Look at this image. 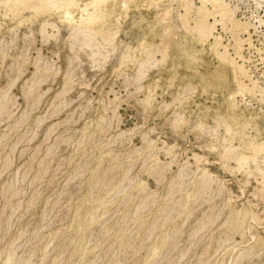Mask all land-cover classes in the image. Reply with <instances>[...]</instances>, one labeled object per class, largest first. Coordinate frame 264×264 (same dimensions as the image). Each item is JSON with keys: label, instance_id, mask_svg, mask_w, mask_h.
I'll return each instance as SVG.
<instances>
[{"label": "rangeland", "instance_id": "1", "mask_svg": "<svg viewBox=\"0 0 264 264\" xmlns=\"http://www.w3.org/2000/svg\"><path fill=\"white\" fill-rule=\"evenodd\" d=\"M195 2L199 5L197 0ZM227 2L232 7L238 6V11H236L238 20L251 22L255 25V28L252 27L250 29L251 43L253 45L249 47V44L243 43L242 55L244 56V63L241 60L239 61L237 56H233L235 54L233 49L235 42L232 34L221 28L223 27L221 22H218L217 26H215L214 33L215 36H221L220 40L224 46L231 48H227L229 54H232L230 57L235 58L241 64L243 63L248 74L250 72V74L253 73L251 76L249 75L250 80L249 78H243V81L248 86L250 85V89L253 87L251 81H254L255 88L247 92L243 98L239 97L238 100L241 101L240 104L243 107H248L253 113L251 126L254 128L250 129V132H252L250 134L253 136L260 135L258 138L264 137V60H261L264 57V25L258 20V17L261 16L264 23V9L259 8L255 0H227ZM12 7L0 2V43L9 45L7 48L4 44L0 45V92L1 89L3 90L2 92H8L11 100L9 107L12 109L8 113L10 116L8 114L0 116V167L4 169L0 168V174L3 173L1 174L2 176L0 175V191L2 189L0 195L4 198L8 197V187H14V185L18 190L20 188L23 189V191L22 189H20L21 191L19 190V195L23 193L20 197L18 195L15 196L16 198H11L12 200L11 202L9 200L8 204H6L7 198L6 202H4V198L0 196V228H2L0 229V264H5L4 262H6L8 256H13V254V257H15L14 261L20 259L18 264H24L28 261L29 264H113L110 262L111 258H113V250H111L113 247L110 244L116 241L119 234L117 230L123 226L126 219L135 214L137 205L151 194L150 201L152 199L155 204L141 213V218L150 221L154 215L153 213L170 204V202L181 201L183 196H192V191H194L193 195H195L200 183L205 180H201V178H204V172L210 174L216 180L211 185L212 189L209 188L206 189L207 191H202L199 195L200 199L191 197L192 200L190 199L191 201L189 202L191 204L188 205L189 209L187 206L184 207L182 209L184 211L181 210V216L179 214L170 222L164 223L165 225L162 224L163 230L162 225L157 230V232L162 230L160 234L163 232L162 234L168 235L175 225L177 226V231L180 228V231L178 233L176 231L174 237L171 235L169 238L170 245H174L173 247L176 250L168 251L165 249L162 250L164 253L160 251L157 256L158 263L156 257H152L153 262L150 259L149 264H198L200 260L209 261V264H221L223 261L225 264H264V191L261 190L262 188L253 177L248 176L249 169L244 166L246 170L244 168L242 170L240 168L241 164L235 161V155L238 154L239 150H236L235 155L231 154L226 158L224 157L223 148L228 147L231 140L226 134L221 121L219 120L218 123V120L214 119V115L219 112L218 108L219 104L222 103V94L227 95L225 91L227 85L219 80H214L212 87L205 88L202 76L211 74L218 68L217 60L211 56L207 48L202 49L200 45H196L197 43L193 40V36L188 33L178 17L184 12L178 8L176 2L165 0L160 8L150 6L147 9L132 10L127 16L122 17L120 24H116L111 30V32L117 30L115 50L112 47L107 48L102 56L96 58L97 60L89 59V54L87 53L89 51H81L75 48L74 53L63 41H56L55 39L60 38V36H57V33L51 28H47V32L51 34L54 31L53 34L57 37L55 39L51 38L50 41L44 39L38 30L42 20L40 18H37L32 24V26L37 27L19 26L21 17L16 14L18 13V7ZM166 8L169 9L168 15L170 14V16L162 15ZM142 13L145 21L141 20ZM160 17H162L161 20ZM163 21L168 24H164ZM149 22L155 23V32L152 34L148 33ZM190 25L192 26V23ZM219 32L221 33L218 34ZM19 34L20 36L18 37L17 35ZM24 34L31 35L32 38ZM13 36L14 38L16 37V41H13ZM241 37L247 39L248 35H242ZM22 38H25V40ZM18 39L21 41H17ZM45 40L49 43L45 42ZM143 40L152 41L157 52L154 53L155 62L147 71L148 74L140 78L137 73L138 66L132 63L120 66L119 56L127 52L128 48H137L139 42ZM167 40L170 43H166ZM25 41H28V44ZM24 46L27 47L26 55H24ZM56 46L59 47L56 48ZM1 48L3 49L1 50ZM165 48H167L166 54L168 56L163 60L162 51ZM37 52L41 59L37 58L39 57ZM79 53H82V57ZM52 54L55 55L53 56ZM21 55H23L21 58L26 61V65L21 64L23 63L22 59H20ZM138 55L140 56L139 53ZM108 56L109 58L107 59ZM110 57L115 58H112L113 60L110 62ZM42 61L43 63H41ZM69 61L71 64H75L71 66ZM245 61H248L249 64ZM101 62L108 65H105V67ZM45 63L47 64L45 65ZM38 64L39 66L37 67H40V72L35 77L36 81L33 83V90L30 93L32 95L30 96V94L25 92H27V86H30L31 81H33L35 65ZM47 66L49 71H44ZM249 67L251 71L248 70ZM67 69H70V71ZM53 72L58 73L54 74ZM132 76L135 77L133 78ZM136 77L140 79L138 80ZM157 77H160V79ZM68 78L71 80H68ZM257 80L258 82H255ZM27 81L31 83L28 84L26 83ZM188 83H191L192 89L189 88ZM138 87L143 90H139ZM154 87H157V89H154ZM227 87L234 89L236 86L231 83ZM221 90L223 91L222 94L217 93V96H213V91ZM177 115V119L180 120L174 122L177 120ZM39 120L41 121L40 123H38ZM255 122L258 123L257 126L254 124ZM198 125L206 126L203 128L206 131L198 127ZM213 128L214 131L216 129V132H213ZM231 143L234 148L239 145L236 139L232 140ZM221 154L223 158L220 157ZM194 155L200 157L198 165ZM156 165L159 166L158 169H156ZM237 166L238 168L235 169ZM40 167L44 171L35 179L34 176L37 175ZM37 168L39 169L37 170ZM197 168L200 169L197 171ZM180 169H182L184 177L182 180L177 178L181 172ZM26 170H30V173H28L29 171L26 172ZM153 170L154 172L156 171L154 174L152 173ZM104 171L107 174L104 175L98 186H96L97 184L93 185L96 175L102 174ZM22 174L25 177L28 176V178H22ZM124 176H126V179L124 183L120 184L122 191L118 197L116 196L118 202L108 203L101 209L100 200L109 194V196H112L115 193L114 189L117 187L118 182L120 183ZM109 177H115L116 180L112 183L113 185H110L111 187L108 186ZM11 179H14L13 183L18 181V184L15 183L13 185ZM24 179L26 182H22L25 181ZM180 181L183 184L181 188L177 187ZM105 182L106 184H104ZM172 182L173 186H171ZM245 182L247 183L245 184ZM103 184L107 187L104 188ZM174 184H176L177 188L174 187ZM122 185L124 186L121 187ZM140 186L144 188H140ZM5 188H8L7 191ZM138 189H140V192H138ZM91 190H93V196L89 197ZM214 190L215 192H213ZM112 191L114 192L111 194ZM219 191L221 192L220 195ZM97 192L98 194H96ZM8 195H11V193ZM127 195H130V201H125V196ZM98 197L100 199H97ZM85 200L86 202H84ZM195 200L198 202H195ZM31 201L33 202L32 204ZM193 201L195 203H192ZM15 202H17L16 206H13ZM7 205L12 206L7 207ZM18 205L21 207H18ZM81 207L82 209H80ZM9 208L10 210H8ZM187 210L189 213H186L187 215L183 214L188 212ZM95 211H99L100 214H96ZM257 211L259 213H256ZM151 212H153V215ZM94 213L95 216H99L98 218L104 213H110L103 217L104 227L115 225L114 232L106 240L102 241L103 243L97 237L88 240L85 236V231L81 232V230H78L76 232L77 235L75 234V230L79 227H76V224H84L88 220L87 218L90 215L93 216ZM228 214L230 217H228ZM254 214L256 218H253ZM241 215L244 217H241ZM8 219L12 220L8 221ZM208 220L211 223L213 222V224L210 225ZM227 220L230 221L231 225L229 230V224L226 226ZM251 221L256 222L253 223ZM8 222L11 223L9 224ZM135 222L129 223L128 227L131 230L135 228ZM204 222L208 223L204 224ZM7 225L10 226L8 230L6 229ZM259 225L262 226L260 227ZM92 226L91 229L97 233L101 229L102 223H94ZM235 226L237 228H234ZM95 227L100 228L98 230ZM245 227L248 229L243 232ZM4 229L6 232H4ZM222 231L225 237L221 234L223 233ZM115 232L117 237L113 236ZM227 232L228 234H225ZM246 232L250 233L249 239H247L248 234ZM68 233L71 234L72 238L67 242ZM230 233H234L237 236L235 237L232 234L231 236L229 235ZM243 233L247 234V236H243ZM160 234H154L155 241L152 237L147 243L148 246L146 245V247L139 250L140 252H137L136 255L116 253V256L120 259V264H136L138 261H142L146 255L148 256L150 247L161 236H164ZM228 235L229 237H227ZM254 235L255 239L253 238L252 240ZM20 236L21 238L19 239ZM112 237H115L113 238L114 240L111 239ZM210 237L211 240L213 238L212 241H210ZM234 239L237 240L235 242L237 243L236 245L233 241ZM109 240H111L110 243L107 242ZM137 240L133 239V243H137ZM258 240H262L263 243L258 244ZM209 241L212 248L209 246ZM216 242H220L218 244L221 245H217ZM238 242L240 243L238 244ZM64 245L65 248H63ZM84 247L87 248V251L83 254L84 256L81 255L82 258L74 255L75 249L84 250ZM218 247L223 249L218 250ZM183 248H186V251ZM215 252L217 254L214 255ZM164 254L167 256L169 254L168 261ZM201 254L202 257L209 254L207 255L209 259L203 257L197 260ZM116 256L114 257L117 258ZM160 256L162 257L161 259L159 258ZM239 256L242 258H239ZM25 260L26 262H24ZM93 260H96L94 261L95 263H93ZM164 260L165 262H163Z\"/></svg>", "mask_w": 264, "mask_h": 264}, {"label": "bare ground", "instance_id": "2", "mask_svg": "<svg viewBox=\"0 0 264 264\" xmlns=\"http://www.w3.org/2000/svg\"><path fill=\"white\" fill-rule=\"evenodd\" d=\"M174 1V3L176 2L178 8H180L184 13L183 14H180V16H178L181 20V23L182 25L187 29L188 33L191 34L193 36V40L195 41V43H197L196 45H200L202 47V49L204 48H207V50L210 52L211 56L214 57L216 60H217V63H218V68L211 74H207V75H203L202 78H203V81H204V86L205 88H210L213 86V81L214 80H219L221 83L225 84V85H229V84H235V88L234 89H229L227 86L225 87V91L227 92V95H224L222 94V90L221 91H213V96H217V93H220L222 94V103L219 104V112H217L215 115H214V119L218 120V123H219V120L221 121V123L223 124L224 128H225V131H226V134L229 136L231 142L232 140H238L239 142V145L238 147L236 146V148H234V146H232V143L230 142L229 146L226 147V148H223L224 149V157L226 158L227 156H230L231 154L235 155L234 153L236 152V150H239L238 154L235 155V161H237L240 165V168L243 170L244 166L246 167V169H249L248 170V176L250 177H253V179L257 182L258 185H260V188L262 191H264V137H259L260 135H256V136H253L251 135L250 133V129L254 128L251 126V122L253 121L252 119V111L248 108V107H243L241 104H240V100H238L239 97L243 98L245 96V94L251 90H253L255 88V83L254 81L252 83L253 87L252 89L249 88V86L247 84H245V82L243 81V78H249L250 80V76L253 74H248L247 72V69L245 68V65L243 64V60H244V56L242 55V50H243V43H247L249 44L251 47L253 44L251 43V32H250V29L252 27L255 28V25L251 22H244V20H242L243 22H241L240 20L237 19L236 17V11L237 10V7H232L231 4H229L227 2V0H197L198 1V4H196V2L194 3V1L196 0H172ZM233 1V0H232ZM253 1V0H252ZM0 2L2 4H5V5H8V6H13V7H18V16L20 15V21H19V26H22V25H27L28 27L32 26V24L34 23V21L38 18L42 19L41 20V23H40V28L38 29L41 36L44 38V39H47L50 41V39L57 37V36H60V38H56L55 40L56 41H63L66 46H69V49L71 51L74 52V49L75 48H78V50H81V51H89L87 52L89 54V59L91 60H94L96 59L97 57H100L103 55L104 51L107 50V48H110L112 47L113 50H115L116 48V44H115V39H116V36H117V30H115V32H111L113 26H115L116 24H120L121 22V18L122 17H125L127 16L132 10H141V8H144V9H147L149 8L150 6H155L157 8H160L162 6V4L165 2V0H0ZM236 2V1H235ZM256 2V5L259 7V8H263L264 9V0H255ZM255 4V3H254ZM171 5V4H170ZM2 6V5H1ZM169 6V5H168ZM6 7V6H5ZM12 7V8H13ZM173 7V6H172ZM152 8V7H151ZM164 9V8H163ZM180 10V11H181ZM258 10V9H257ZM12 11V9H11ZM162 11V10H161ZM179 11V12H180ZM262 11V9H261ZM169 9L166 8L164 10V12L162 13L163 16H167L168 13H169ZM173 13V12H172ZM179 14V13H178ZM254 14V13H253ZM159 16V14H158ZM170 16V14L168 15ZM172 17V16H171ZM158 18V17H157ZM162 17H160V20H161ZM175 18V17H174ZM259 19V22L261 24L264 25L263 23V20L260 17H258ZM257 19V18H256ZM141 20L142 21H145V17L143 16V13H142V16H141ZM163 20V19H162ZM165 20V19H164ZM169 20V19H168ZM173 20V18H172ZM212 20H214L213 22H211ZM246 20V19H245ZM155 21V20H154ZM157 21V20H156ZM159 21V20H158ZM254 21V20H252ZM37 22V21H36ZM164 22V21H163ZM218 22H221L223 27L221 28H224L225 30L228 31V33L230 32L232 34V38L235 42V45L233 47L234 51H235V54L233 56H237L239 58V61L241 60L243 63H239L237 62V60H235V58L233 57H230L231 55L229 54L228 52V49H231V48H228L226 46H224L220 40L221 36L218 37V36H215V26H217V23ZM257 22V21H256ZM166 22H164L165 24ZM171 21L169 22V25H170ZM192 23V26L190 25ZM255 23V21H254ZM163 24V23H162ZM168 24V23H166ZM256 24V23H255ZM17 25V24H16ZM36 25V24H35ZM38 25V24H37ZM259 25V24H258ZM14 26V25H13ZM34 26V25H33ZM32 26V27H33ZM119 26V25H118ZM175 26V25H174ZM181 26V25H180ZM179 26V27H180ZM257 26V25H256ZM12 27V26H11ZM34 27H37V26H34ZM157 27V26H156ZM165 27V25H164ZM170 27V26H169ZM261 27V26H260ZM47 28H51L52 30H54L57 34L54 35L53 32H51V34H49L47 32ZM167 28V27H166ZM177 28V27H176ZM220 28V27H219ZM26 29V28H25ZM28 29V28H27ZM33 29V28H31ZM30 29V30H31ZM116 29V28H115ZM146 29V28H145ZM144 29V30H145ZM165 30V28H163ZM218 29V28H217ZM29 30V29H28ZM121 30V29H120ZM143 30V31H144ZM171 30V29H170ZM169 30V31H170ZM177 30V29H176ZM13 31V30H12ZM32 31V30H31ZM114 31V30H113ZM142 31V30H141ZM15 32V31H14ZM19 32V31H18ZM33 32V31H32ZM31 32V34H32ZM38 32V31H36ZM35 32V34H36ZM153 32H155V23L154 22H149L148 23V33L152 34ZM164 32V31H163ZM7 33V32H6ZM162 33V32H161ZM165 33V32H164ZM221 32H219L218 34H220ZM16 34V33H14ZM27 34V33H25ZM24 34V35H25ZM217 34V33H216ZM6 35V34H5ZM34 36V34H32ZM154 35V34H153ZM164 35V34H163ZM172 35V34H171ZM244 36V35H248L247 39H243L241 36ZM18 37L20 36L17 35ZM25 36H28L30 37L29 35H25ZM165 36V35H164ZM17 37V38H18ZM24 37V36H23ZM28 37H25V38H28ZM126 37V36H125ZM143 37V36H142ZM4 38V37H3ZM2 38V39H3ZM16 38V37H15ZM14 36H13V41L15 40ZM21 38V37H20ZM25 38H22L23 40H25ZM32 38V36L30 37ZM29 38V39H30ZM166 38V37H165ZM34 39V38H33ZM154 39V38H153ZM169 39V37H168ZM28 40V39H26ZM47 40H45V42H47ZM54 40V41H55ZM121 40V39H120ZM5 41V40H4ZM7 41V40H6ZM16 41V40H15ZM17 41H21V40H17ZM30 41V40H28ZM28 41H25L26 43ZM43 41V40H42ZM161 41V40H160ZM170 41V40H169ZM232 41V40H231ZM9 42V41H8ZM12 44L13 42L10 41ZM23 42V41H22ZM24 42V43H25ZM44 42V43H45ZM15 43V42H14ZM49 43V42H47ZM166 43H170L167 42ZM6 48L9 46H7L5 43H3ZM2 42L0 43V45H3ZM19 44V43H18ZM28 44V43H27ZM234 44V43H233ZM55 45V44H54ZM57 45V44H56ZM58 45H61V44H58ZM123 45V44H122ZM130 45V44H129ZM229 45V44H228ZM246 45V44H245ZM21 46H23L21 44ZM27 46V45H26ZM24 46L23 49L25 50V53L24 55L27 54V47ZM127 46V45H126ZM157 46V45H156ZM231 46V45H230ZM59 47V46H56V48ZM135 47V45H134ZM4 48V47H3ZM1 48V50L3 49ZM4 48V49H6ZM22 48V47H21ZM64 48H65V45H64ZM125 48V46H124ZM228 48V49H227ZM255 48V47H254ZM253 48V49H254ZM22 49V50H23ZM32 50V49H31ZM53 50V49H52ZM52 50H51V53H52ZM124 51V49H122ZM162 50V49H161ZM166 50L167 48H165L162 52H163V60H165L167 58V54H166ZM260 50V49H259ZM6 51V50H5ZM39 51V50H38ZM69 51V50H68ZM70 51V52H71ZM76 51V50H75ZM109 51V50H108ZM111 51V50H110ZM127 52L123 53L122 56H119V59H120V63L119 65L120 66H123L127 63H132L133 65H137L138 66V77L140 76V78H143L147 73V71L152 67V65L154 64L155 62V58H154V53L157 52L156 48H155V45L154 43H152V41H147V40H143V41H140L139 44H138V47L137 48H128V50H126ZM169 51V50H168ZM54 52V50H53ZM79 52V51H78ZM58 53V52H57ZM75 53V52H74ZM138 53L140 54V56L138 55ZM30 54V53H29ZM41 54V53H40ZM72 55H74L73 53H71ZM80 55L82 53H79ZM79 54H76V55H79ZM161 54V53H160ZM5 55V54H4ZM7 55V54H6ZM37 55H38V52H37ZM53 55V54H52ZM55 55V54H54ZM53 55V56H54ZM23 55L20 56V59H22L23 63L21 64H25L26 61L23 60V58H21ZM39 57H37L38 59L40 58V55H38ZM42 56V55H41ZM75 56V55H74ZM107 56V55H106ZM25 57V56H24ZM82 57V55H81ZM80 57V58H81ZM86 58H88L87 56H85ZM105 57V56H104ZM116 57V56H115ZM115 57H112V58H115ZM118 57V55H117ZM121 57V58H120ZM36 58V59H37ZM58 58V57H57ZM78 58V57H76ZM109 58V56L107 57V59ZM111 58V57H110ZM111 58L110 62L113 60ZM169 58V57H168ZM237 58V59H238ZM18 59V58H17ZM41 59V58H40ZM73 59V58H71ZM79 59V58H78ZM77 59V60H78ZM82 59V58H81ZM80 59V60H81ZM118 59V58H117ZM261 59V58H260ZM26 60V59H25ZM35 60V59H34ZM53 60V58H52ZM77 60H75L77 62ZM79 60V61H80ZM97 60V59H96ZM115 60V59H114ZM197 60V59H196ZM261 60H264V57L263 59ZM36 61V60H35ZM40 61V60H39ZM73 61V60H72ZM83 61V60H82ZM158 61V60H157ZM74 62V61H73ZM88 62V61H87ZM92 62V61H91ZM95 62V61H94ZM109 62V61H108ZM246 62V61H245ZM248 62V61H247ZM246 62V63H247ZM249 62H250V59H249ZM249 62L247 64H249ZM29 63V62H28ZM43 63V61L41 62ZM56 63V62H55ZM70 63V61H69ZM68 63V64H69ZM78 63V62H77ZM81 63V61H80ZM103 63V62H101ZM117 63V62H116ZM19 64V63H18ZM36 64V62H35ZM47 63H45L46 65ZM75 64V63H73ZM73 64L70 63V65L72 66ZM83 64V63H82ZM92 64L94 65V63L92 62ZM91 64V65H92ZM104 64V63H103ZM160 64V63H159ZM26 65V64H25ZM49 65V63H48ZM54 65V64H53ZM92 65V66H93ZM105 65H108V64H104L103 66ZM24 66V65H23ZM33 66V65H32ZM37 66L38 65H35L36 69H35V72L33 74V81L29 82L28 81L26 83L30 84V86H27L28 88L26 89L27 92H25L26 94H30L31 91L33 90V83L36 81V75L40 72V67L38 68ZM95 66V65H94ZM102 66V67H103ZM114 66H115V63H114ZM75 67V66H73ZM72 67V68H73ZM97 67V66H96ZM99 67V66H98ZM101 67V65H100ZM106 67V66H105ZM247 67V65H246ZM69 68V67H68ZM119 68V66H118ZM44 69V68H43ZM55 69V68H54ZM71 69V68H70ZM70 69H67L70 71ZM116 69V68H115ZM133 69V68H132ZM118 70V69H117ZM125 70V69H124ZM250 67H249V69ZM44 71H49L48 70V66L44 69ZM54 71V70H52ZM42 72V70H41ZM50 72H51V69H50ZM67 72V71H66ZM74 72V71H73ZM45 73V72H44ZM43 73V74H44ZM54 74H57L58 72H53ZM131 73V72H130ZM135 73V72H133ZM68 74V73H67ZM65 74V75H67ZM45 75V74H44ZM121 75V74H120ZM250 75V76H249ZM125 76V75H124ZM66 77V76H65ZM73 77V76H72ZM127 77V76H126ZM130 77V76H129ZM128 77V78H129ZM133 77V76H132ZM135 77V76H134ZM133 77V78H134ZM35 78V79H34ZM137 78V77H136ZM139 78V79H140ZM158 78V77H157ZM171 78V77H170ZM67 79V77H66ZM132 79V78H131ZM138 79V78H137ZM136 79V80H137ZM138 79V80H139ZM156 79V78H155ZM160 79V77L158 78ZM253 79V77H252ZM31 80V79H30ZM29 80V81H30ZM68 80H71L70 78H68ZM134 80V79H133ZM137 80V81H138ZM248 80V79H247ZM255 80V79H254ZM74 81V80H73ZM37 82H39V80H37ZM153 82V81H152ZM155 82V81H154ZM157 82V81H156ZM159 82V81H158ZM168 82V81H167ZM255 82H258L255 81ZM137 83V82H136ZM139 83V82H138ZM250 83V84H251ZM154 84V83H153ZM158 84V83H157ZM189 84V83H188ZM257 84V83H256ZM12 85V84H11ZM35 85V84H34ZM155 85V84H154ZM26 86V84H25ZM138 86V84H137ZM141 86V85H139ZM157 86V85H156ZM160 87V86H159ZM188 87V86H187ZM258 87V86H256ZM261 87V86H260ZM35 88V87H34ZM139 90H143L141 89V87H138ZM157 89V87H154V89ZM189 88L192 89L191 87V83L189 84ZM195 88V87H194ZM148 89V87H147ZM186 89V88H185ZM8 90V89H7ZM138 90V89H137ZM3 90L1 89V92H0V116L2 114H8L12 111V109H10V97L8 96V92L7 91H4L2 92ZM163 91V90H162ZM140 92V91H139ZM167 92V91H165ZM164 92V93H165ZM254 92V91H253ZM155 93V92H154ZM252 93V92H250ZM115 94V93H114ZM32 94H30L31 96ZM259 95V94H258ZM81 96V95H80ZM28 97V96H27ZM58 97H60L58 95ZM56 98V97H55ZM118 98V97H117ZM113 99V98H112ZM61 100V99H60ZM117 100V99H116ZM38 101V100H37ZM36 101V102H37ZM245 101V100H244ZM261 101V100H260ZM65 103V102H63ZM166 103V102H165ZM248 104V103H247ZM168 105V104H167ZM248 106V105H247ZM58 107V106H57ZM165 108V107H163ZM254 112V111H253ZM26 113V112H24ZM23 113V114H24ZM22 114V115H23ZM27 114V113H26ZM179 114V113H178ZM12 115V114H11ZM257 115V114H256ZM8 116H10L8 114ZM180 116V115H179ZM25 117V115H24ZM178 118V115L176 117V119ZM2 119V118H1ZM180 119H177L175 120L174 122H178ZM41 121L39 120L38 123H40ZM37 123V124H38ZM216 123V124H218ZM175 124V123H174ZM256 126H257V122L254 123ZM16 126V125H15ZM198 127L200 128H204L206 126H201V125H198ZM206 129V128H205ZM204 130V129H203ZM206 131V130H204ZM210 131V130H209ZM208 131V132H209ZM257 131V130H255ZM212 132V130H211ZM209 132V133H211ZM213 132H216V129L214 131V128H213ZM259 132V131H258ZM261 132V131H260ZM264 132V131H263ZM257 134V132H256ZM263 134V133H262ZM123 135V134H122ZM212 138V137H211ZM224 143V142H223ZM227 143V142H226ZM218 144V143H217ZM227 146V144H226ZM214 148V147H213ZM50 149V148H49ZM48 149V150H49ZM217 151V150H216ZM49 153V152H47ZM49 155V154H48ZM149 156V155H148ZM222 154H221V156ZM219 157V158H220ZM5 158V157H4ZM194 158L195 160L197 161V165L200 161V157L198 155H194ZM221 158V159H222ZM233 158V157H232ZM6 159V158H5ZM9 159V158H8ZM233 160V159H232ZM231 160V161H232ZM10 161V160H8ZM222 161V160H221ZM4 162V161H3ZM233 162V161H232ZM11 163V162H10ZM158 163V162H157ZM160 163V162H159ZM228 163V162H227ZM5 164V162H4ZM6 164L8 165L7 161H6ZM29 164V163H28ZM225 164V163H224ZM229 164V163H228ZM10 165V164H9ZM38 165H40L38 163ZM42 165V164H41ZM45 165V164H44ZM83 165V164H82ZM6 166V165H5ZM26 166H29V165H26ZM157 166V165H156ZM225 166V165H224ZM8 167V166H7ZM42 167V166H41ZM37 168L38 172H37V175H35V179H37L38 175H40L41 173H43L44 169L43 168ZM79 167V166H78ZM84 167V166H83ZM159 166H157L156 169H158ZM161 167V166H160ZM228 167V166H227ZM226 167V168H227ZM1 168V167H0ZM10 168V167H9ZM27 168V167H26ZM82 168V167H81ZM184 168V167H183ZM238 168L235 167V169ZM239 168V169H240ZM2 169V168H1ZM30 169V168H29ZM47 169V168H46ZM45 169V170H46ZM80 169V168H79ZM100 169V168H99ZM155 169V170H156ZM200 168H197V171L199 170ZM245 169V168H244ZM245 169V170H246ZM4 170V169H2ZM7 170V168H6ZM5 170V172H6ZM81 170V169H80ZM83 170V169H82ZM102 170V169H101ZM108 170V169H107ZM182 169H180L181 171ZM185 170V169H183ZM238 170V169H237ZM236 170V171H237ZM241 170V171H242ZM24 171V170H23ZM29 171V172H28ZM26 170V172L30 173V170ZM47 171V170H46ZM97 171V170H96ZM179 171V172H180ZM3 172V171H1ZM105 172V171H104ZM102 173V174H97L96 175V178H95V182L93 185H96L98 186V183L101 181V179L104 177V175L107 174V172L105 173ZM156 172V171H155ZM154 170H153V174L155 173ZM178 172V173H179ZM26 173V174H28ZM177 173V174H178ZM241 173V172H240ZM245 173V172H243ZM3 174V173H1ZM0 174V175H1ZM18 174L20 175V173L18 172ZM25 174V173H23ZM22 174V175H23ZM36 174V173H35ZM157 174V173H156ZM19 175H16V176H19ZM21 175V176H22ZM125 175V174H124ZM161 175V174H159ZM194 175V174H193ZM244 175V174H243ZM2 176V175H1ZM0 176V177H1ZM20 176V177H21ZM109 176V175H108ZM127 176V174H126ZM126 176H124L120 183L118 182V185L117 187L114 189L115 193L112 195V196H107V197H104L102 200H100L99 202V205L101 207V209L107 205L108 203H111V202H114V203H117L118 200H116V196L118 197V195L120 194V192L122 191L121 188H120V184L126 179ZM157 176V175H156ZM203 176L204 178H201L202 179H205V180H202V182L200 183V186H199V189L198 191L196 190V193L195 195L194 194V191H192V196H183L181 197V201H178V202H175V203H171L170 204H167L166 206L158 209L155 213L151 212V214L153 215L152 219L150 221H146L145 219L141 218V213L145 210H148L151 206H153L155 203L152 201H150V196H147L145 197L144 200H142L139 205H137V208H136V212H134L135 214L133 215L132 213V217H129L126 219L125 223L123 224V226L117 230L119 232L118 234V237L116 236L117 233L115 232L113 234V236H116V241H114L113 244H110L112 245V249L113 250V258H111L112 260L110 262H112L113 264H120V259L118 258V256H116V253H122V254H125V255H129V254H133V255H136L137 252H140L139 250L143 249L144 247H146L148 241L153 237L154 239V234H160V231H162L164 229L163 225L164 223H168V221L170 222V220H172L173 218H175L176 216H178L180 214L181 216V213L182 209H184V207H188V205H190L191 203H189L192 198H198L200 199L199 195L202 191H207L206 189H212L211 188V185L214 184L216 181L210 174L208 173H203ZM25 176L23 175L22 178H24ZM202 177V176H201ZM21 178V179H22ZM28 178V176L25 177V179ZM110 178V177H109ZM178 179H181L182 178L184 179L183 177V173L182 171L179 173V175L177 176ZM249 178V177H248ZM247 178V179H248ZM16 179V178H15ZM19 179V177H18ZM24 179V180H25ZM200 179V178H199ZM252 179V178H251ZM252 179V180H253ZM260 179V181H259ZM13 180L14 179H11V182L12 184L14 185L15 183H17L15 181V183H13ZM17 180V179H16ZM32 180V179H31ZM174 180V179H173ZM172 180V181H173ZM251 180V181H252ZM20 181V180H19ZM37 181V180H35ZM108 181V180H106ZM116 181L115 180V177H112L109 179L108 181V186L111 187L110 185ZM179 181V180H178ZM248 181V180H247ZM10 182V184H11ZM22 182H26L25 181H22ZM31 182V181H30ZM33 182V181H32ZM128 182V181H126ZM176 182V180H175ZM247 182H245L246 184ZM251 183V182H250ZM249 183V184H250ZM7 184V183H6ZM18 184V183H17ZM21 184V183H20ZM106 184V182L104 183ZM103 184V185H104ZM127 184V183H126ZM179 184V185H178ZM177 184V187L179 186L180 188L182 187V183L181 181ZM244 184V185H245ZM23 185V184H21ZM113 185V184H112ZM129 185V184H128ZM185 185V184H184ZM199 185V184H198ZM197 185V187H198ZM4 186V185H3ZM106 188L107 186L104 185ZM124 185H122L121 187H123ZM173 186V182H172V185ZM21 187V186H20ZM93 187V186H92ZM174 187H176V184H174ZM173 187V188H174ZM2 188V187H1ZM9 188V190L7 191V189ZM7 189L5 188V190L9 193H11V195H8L7 198V202H6V198L2 197V195H0L3 199L4 202H6V204H8L9 200L11 202V198L15 197V196H18V192H20L22 188H20L19 190L16 189V186L14 185V187L10 186L8 187ZM140 188H144L142 186H140ZM172 188V190H173ZM174 188V189H175ZM179 188V189H180ZM109 189V188H108ZM123 189V188H122ZM178 189V190H179ZM99 190V188H98ZM101 190V189H100ZM140 189H138V192ZM221 190V189H219ZM2 191V189H1ZM0 191V192H1ZM23 191V189H22ZM93 190H91V192H89V197H92L93 196ZM112 191L111 194L114 192ZM211 191V190H210ZM6 192V193H7ZM110 192V191H109ZM209 192V191H208ZM215 192V190L213 191ZM260 192V191H259ZM23 193V192H22ZM20 193V195L22 194ZM217 193V191H216ZM220 191H219V195H220ZM253 193V192H252ZM1 194V193H0ZM17 194V195H16ZM98 194V192L96 193ZM95 194V196H97ZM215 194V193H214ZM213 194V195H214ZM19 195V197H20ZM34 195V194H33ZM36 195V194H35ZM100 195V194H99ZM191 195V194H189ZM218 195V194H217ZM256 195V194H255ZM254 195V197H255ZM260 195V194H259ZM4 196V195H3ZM154 196V195H153ZM202 196V195H201ZM211 196V194H210ZM0 197V198H1ZM34 197V196H32ZM31 197V198H32ZM36 197V196H35ZM34 197V198H35ZM126 200L125 201H130V195H127L125 196ZM192 197V198H191ZM257 197V195H256ZM16 198V197H15ZM132 198V197H131ZM141 198V199H142ZM152 198V197H151ZM154 198V197H153ZM204 198V197H203ZM230 198V197H228ZM262 198V196H261ZM97 199H100L99 197ZM140 199V200H141ZM191 199V200H190ZM197 200V199H196ZM195 202H198L196 201ZM228 200V199H226ZM230 200V199H229ZM264 200V199H263ZM232 201V200H231ZM248 201V200H247ZM29 202V201H28ZM86 202V200L84 201ZM194 201L192 203H195ZM227 202V201H226ZM16 203L15 202V205L13 206H16ZM18 203H20L18 201ZM33 202L31 201V204ZM97 203V202H96ZM126 203V202H125ZM124 203V204H125ZM169 203V202H168ZM11 204V203H9ZM30 204V203H29ZM80 204V203H79ZM120 204V203H119ZM226 204V203H225ZM4 205V204H3ZM97 205V206H99ZM6 206V205H5ZM10 206V205H9ZM7 205V207H9ZM12 206V205H11ZM10 206V207H11ZM56 206V204H55ZM161 206V205H160ZM227 206V205H226ZM246 206V204H245ZM4 207V206H3ZM7 207H6V210H7ZM18 207H21L18 205ZM28 207V205H27ZM77 207V206H76ZM80 207V206H78ZM93 207V205H92ZM157 207V206H156ZM193 207V206H192ZM190 207V208H192ZM15 208V207H14ZM97 208V207H96ZM110 208V207H109ZM135 208V206H134ZM224 208V206H223ZM3 209V208H2ZM1 209V210H2ZM29 209V208H27ZM82 209V207L80 208ZM79 209V211H80ZM155 209V208H153ZM152 209V210H153ZM189 209V207H188ZM246 209H249V208H246ZM245 209V211H246ZM5 210V209H3ZM5 210V211H6ZM10 210V208L8 209ZM93 210V209H91ZM150 210V211H152ZM182 210V211H181ZM242 210V209H241ZM240 210V211H241ZM254 210V209H253ZM13 211V210H12ZM148 211V212H150ZM154 211V210H153ZM188 211V210H187ZM224 211V210H222ZM230 211V210H229ZM238 211V210H237ZM243 211V210H242ZM18 212V211H16ZM78 212V211H77ZM93 212V211H91ZM133 212V211H132ZM147 212V211H146ZM144 212V213H146ZM251 212V211H250ZM13 214V212H11ZM96 214L99 213L95 211ZM95 213L93 216H89L87 219V221L83 224V223H80L78 225V223L76 224V227L77 229L75 230V234L78 230H81L82 231H85V236L87 237L88 240H90L91 238H94V237H97V239H99L100 242L106 240V238L111 235L114 230H115V225H110L109 227H104V221L102 222L103 220V217H106L108 213H104L100 218H98L99 216H95ZM186 213H189L188 212H184L183 214H186ZM231 213V212H230ZM234 213V212H233ZM256 213H259L258 211ZM45 214V213H44ZM93 214V213H92ZM100 214V213H99ZM110 214V213H109ZM108 214V215H109ZM239 214V213H238ZM243 214V212H242ZM245 214V213H244ZM187 215V214H186ZM232 215V214H231ZM240 215V214H239ZM238 215V216H239ZM246 215V214H245ZM251 215V213H250ZM249 215V217H251ZM257 215V214H256ZM260 216V214H258ZM234 216V215H233ZM243 215H241L242 217ZM259 216H257L259 218ZM13 217V215H12ZM213 217V215H212ZM219 217V216H218ZM228 217L229 214H228ZM232 217V216H231ZM244 217V216H243ZM246 217V216H245ZM11 218V217H10ZM204 218V217H203ZM217 218V217H216ZM239 219V217H237ZM236 218V219H237ZM248 218V216H247ZM252 218V217H251ZM253 218H256L255 214L253 215ZM257 218V219H258ZM7 219V218H6ZM80 219V218H79ZM149 219V218H148ZM220 219V218H219ZM229 219V218H228ZM237 219V220H238ZM12 220V219H11ZM8 219V221H11ZM108 220V219H107ZM203 220V219H202ZM214 220V219H213ZM212 220V221H213ZM256 220V219H255ZM132 221H136L135 224H134V229L131 230L128 225L130 222ZM209 221V220H208ZM227 224L226 226L229 224L230 225V221L227 220ZM242 221V220H241ZM244 221V220H243ZM7 222V221H6ZM173 222V221H172ZM210 222V221H209ZM233 222V220L231 221ZM253 223H255L254 221H251ZM9 224L11 222H8ZM94 223H102V227L101 229L99 230V228H97L99 231L96 233L93 231V229H91V226L94 224ZM203 223V222H201ZM208 223V222H207ZM206 222H204V224H207ZM264 223V222H263ZM5 224V223H4ZM8 224V225H9ZM107 224V223H105ZM213 222L211 223L210 222V225H212ZM2 225V224H1ZM7 225V230L9 229L10 226ZM160 225H162V230H160L159 232H157V230L159 229V227H161ZM165 225V224H164ZM228 225V230H229V227L231 228V225L229 226ZM106 226V225H105ZM173 226V225H172ZM180 226V225H178ZM226 226H223V227H226ZM237 226V225H236ZM234 227V228H237V227ZM246 226V225H245ZM260 227L262 225H259ZM6 227V226H5ZM199 227V226H198ZM204 227V226H202ZM212 227V226H211ZM241 227V226H240ZM248 227V226H247ZM93 228V226H92ZM94 228V229H95ZM176 228L177 226L175 225V227H173L170 231H169V234L168 235H165V234H162L164 236H159L160 238L158 239V241L155 242L154 245H150V251L148 256L142 260V261H138V263L136 264H149L150 262V259L152 257H156L157 259V256L159 255V252L161 251V253L164 251L162 250H165L167 249L168 251L172 250V249H175L172 244L170 245V241H169V238L171 235H174L176 234ZM208 228V226H207ZM221 228V227H220ZM233 228V230H234ZM252 228V227H251ZM255 228V227H254ZM263 228V227H262ZM2 229V228H0ZM244 229V228H243ZM242 229V230H243ZM246 228L245 227V230H243V232L246 231ZM5 230V229H4ZM222 230V229H221ZM219 230V231H221ZM241 230V232H242ZM180 231V228L179 230L177 231V233ZM238 231V230H237ZM240 231V230H239ZM250 231V230H249ZM6 232V230L4 231ZM72 232V231H71ZM80 232V233H81ZM157 232V233H156ZM197 232V230H196ZM223 232V231H222ZM232 232V230H231ZM248 232V231H247ZM246 232V233H247ZM166 233V232H165ZM194 233V232H192ZM219 233V232H218ZM237 234V232H235ZM160 234V235H161ZM195 234V233H194ZM220 234V233H219ZM224 235V232L221 233ZM220 234V235H221ZM225 234H228L225 233ZM232 233H230L229 235H231ZM242 234V233H241ZM248 234V238L249 239V234L250 233H247ZM247 234L245 235V233H243V236H247ZM77 235V234H76ZM178 235V234H177ZM198 235V234H196ZM214 235V234H212ZM211 235V236H212ZM229 235L227 237H229ZM233 236L234 233L232 234ZM231 235V236H232ZM57 236V235H56ZM190 236V235H189ZM193 236V234H192ZM237 236V235H236ZM235 236V237H236ZM176 237V236H175ZM196 237V236H195ZM225 237V235L223 236ZM241 237V236H240ZM21 238V236L19 237V239ZM71 234H67V242L71 239ZM85 238V237H84ZM115 237H112L111 239H113ZM156 238V237H155ZM191 238V237H190ZM194 238V237H193ZM218 238V237H217ZM231 238V237H230ZM233 238V237H232ZM244 238V237H243ZM246 238V237H245ZM253 238L255 239V235L252 237V240ZM74 239V238H73ZM133 239H138L137 240V243H133ZM245 239V240H247ZM114 240V239H113ZM112 240V241H113ZM191 240V239H189ZM193 240V239H192ZM213 240V238H212ZM211 240V237H210V241ZM52 241V240H51ZM98 241V242H99ZM111 240L107 241L108 243H110ZM152 241V240H151ZM155 241V239H154ZM195 241V240H193ZM209 241V242H210ZM216 241V239H215ZM234 243L237 242L236 239L233 240ZM241 241V240H240ZM50 242V241H49ZM54 242V241H53ZM175 242V240H174ZM208 242V243H209ZM254 242V241H252ZM51 243V242H50ZM49 243V244H50ZM91 243V242H90ZM90 243H87V244H90ZM93 243V241H92ZM103 243V242H102ZM107 243V245H108ZM112 243V242H111ZM151 243V242H150ZM217 243V242H216ZM220 243V242H218ZM217 245H221V244H218ZM229 243V242H228ZM232 243V242H231ZM240 242H238L239 244ZM255 243V242H254ZM258 244H261L263 243L262 240H258L257 242ZM78 244H81V243H78ZM97 244V242H96ZM106 244V243H105ZM178 245V243H176ZM213 244V243H212ZM227 244V243H226ZM225 244V245H226ZM230 244V243H229ZM233 244V243H232ZM237 243H235L236 245ZM251 244V242H250ZM52 246V243L50 244ZM77 245V244H76ZM93 245V244H92ZM104 245V244H103ZM109 245V246H110ZM189 245V244H188ZM214 245V244H213ZM217 245H215L217 247ZM228 245V244H227ZM249 245V244H248ZM89 246V245H88ZM148 246V245H147ZM191 246V245H190ZM194 246V245H193ZM192 246V247H193ZM206 246V245H205ZM209 246H211V242L209 244ZM242 246V245H240ZM246 246V245H245ZM244 246V247H245ZM49 247V246H48ZM87 247V245H86ZM224 247V246H223ZM63 248H65V245L63 246ZM85 248V247H84ZM88 248V247H87ZM87 248H85L84 250L83 249H80V248H77L75 249L74 251V255L75 256H84L83 254L85 253V251H87ZM204 248V247H203ZM212 248V246H211ZM51 249V248H50ZM109 249V247H108ZM107 249V250H108ZM184 249V248H183ZM217 249V248H216ZM221 250L223 248H219L218 247V250ZM236 249H239V248H236ZM240 249H243V248H240ZM47 250V249H46ZM176 250V249H175ZM174 250V251H175ZM186 251V248L184 249ZM189 250V249H188ZM204 250V249H203ZM173 251V252H174ZM183 251V250H181ZM206 251V249H205ZM227 251V250H226ZM225 251V252H226ZM232 251V250H231ZM235 251V249H234ZM147 252V253H148ZM172 252V253H173ZM189 252V251H188ZM216 252H219V251H216ZM214 253L217 254V253ZM224 252V253H225ZM241 252V251H240ZM146 253V254H147ZM182 253V252H181ZM185 253V252H184ZM208 253V252H207ZM227 253V252H226ZM235 253V252H234ZM249 253H250V250H249ZM259 253V252H258ZM257 253V254H258ZM171 254V253H170ZM206 254V253H204ZM213 254V253H212ZM239 254V253H238ZM165 255V254H164ZM209 255V254H207ZM207 255H203V257H207ZM211 255V254H210ZM223 255V254H222ZM227 255V254H226ZM225 255V256H226ZM14 256V254H13ZM13 256H8L6 262H4L5 264H18L19 260L18 261H14V258ZM81 256V258H82ZM114 256H116L117 258H115ZM162 256V255H161ZM159 257L160 259L162 257ZM167 257V261L169 259V254L168 256L165 255ZM232 256V255H231ZM243 256V255H242ZM249 256V255H248ZM253 256V255H252ZM256 256V255H255ZM173 257V256H172ZM202 257V254L200 256V258H198L197 260L203 258ZM233 257V256H232ZM238 257V256H236ZM247 257V256H246ZM165 258V257H164ZM176 258V256H175ZM174 258V259H175ZM178 258V257H177ZM209 259V257H207ZM212 258V257H211ZM210 258V260H211ZM230 258V257H229ZM239 258H242L241 256H239ZM76 259V258H74ZM155 259V260H156ZM159 259V260H160ZM173 259V260H174ZM154 260V259H153ZM166 260V259H165ZM165 260L163 262H165ZM171 260V259H170ZM178 260V259H177ZM206 260V259H205ZM254 260V259H253ZM94 261L96 260H93V263H95ZM152 261V259H151ZM232 261V260H231ZM236 261V260H235ZM257 261V260H255ZM21 262V261H20ZM26 262V260L24 261ZM29 262V261H28ZM28 262L24 263V264H27ZM92 262V261H91ZM153 262V261H152ZM178 262V261H177ZM224 262V261H223ZM222 262V263H223ZM229 262V261H228ZM227 262V263H228ZM261 262V261H260ZM259 262V263H260ZM109 263V262H108ZM157 263H158V259H157ZM180 263V262H179ZM197 263V261H196ZM210 262L209 261H199L198 264H209ZM213 263V262H212ZM215 263V262H214ZM221 263V264H222ZM234 263V262H233ZM254 263V262H253ZM23 264V263H22ZM29 264V263H28ZM92 264V263H91ZM163 264V263H162ZM174 264V263H173ZM216 264V263H215ZM225 264V262H224ZM251 264V263H250Z\"/></svg>", "mask_w": 264, "mask_h": 264}]
</instances>
